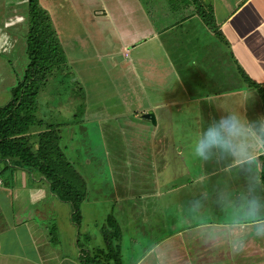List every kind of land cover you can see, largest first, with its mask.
<instances>
[{
    "label": "crops",
    "instance_id": "1",
    "mask_svg": "<svg viewBox=\"0 0 264 264\" xmlns=\"http://www.w3.org/2000/svg\"><path fill=\"white\" fill-rule=\"evenodd\" d=\"M131 1L134 2L118 0L120 17L114 19L118 28L114 25L113 31L120 35L118 52L121 57L119 61L112 60L114 65L122 63L123 76L132 81L131 87L123 91L124 96L135 97L131 99L136 106L134 120L141 119L147 124L143 123L142 127L150 129L148 125H151L153 128V135L147 138L151 147L153 175L159 172L160 176L169 179L160 183L158 178H154L155 188L144 189L147 176L143 174L148 173L140 169V161L137 170L129 169L124 170L128 173H121L120 165L116 164L113 168L114 161L106 153L103 162H98L94 170L88 171L91 178L94 173L103 174L104 162L112 167L108 170L104 168L105 184L108 176H113L114 190L121 205L116 206L120 209L118 214L116 207H105L103 223L109 215H113L122 231L124 226L118 218L128 216L133 223L130 209L136 210L134 218L140 212L142 223H147L150 208L159 207L162 212L165 209L166 213L155 217L153 224L156 230L153 229L151 235L146 230L125 239V232L122 231L119 240L121 264H138L142 258L143 264H153V255L145 254L154 245H159L161 251H167L168 264H264V238H254L245 232L247 246L238 255H233L226 245L205 243L203 240L207 231L205 226L226 220L225 209L217 203L214 191L223 184L213 185L212 179L221 175L229 177V188L239 193V186L243 190L246 187L243 176L229 175L220 171L215 162L202 163L195 157L191 166L195 167L197 177L201 171L207 174L206 184H195L196 177H193L176 186L177 175L168 160L164 159L168 156H172L173 162L182 159V145L193 144L203 125L223 115L218 103L225 100L251 92V98L241 111L250 121L264 117L259 93L255 86H251L254 83L264 90V0H169L168 4L165 0ZM12 2L16 6V0ZM1 5L4 9L0 8V14L6 9L4 0ZM85 5L79 2L74 5V10L93 15L94 19L103 18L109 23L117 13L116 4L107 6L103 2L96 10L94 2L91 9L84 11ZM203 8H206V13L213 9V27L202 17ZM19 21L20 18L17 20L16 17L9 19L12 25ZM15 42V37H12L10 44ZM5 75L8 77L9 73ZM7 85L10 86V83ZM3 99L7 97L0 88V107ZM131 109L128 112L134 111ZM159 111L172 113L173 116L179 114L182 118L175 121L169 114L159 116ZM149 112L154 113L155 124L143 118ZM95 113L91 124H98L101 119ZM162 128L169 134L166 135ZM160 158L162 166L159 165ZM93 160L97 162L96 157L92 158L89 166ZM172 166L174 170L181 169L175 163ZM262 166L257 162L260 175ZM191 173L186 171L189 176H192ZM105 184L102 187L98 183L89 184L90 192L103 193ZM177 191H180V199L188 194L186 201L190 202L200 198L203 191H207L208 196L202 200L198 211H192L191 207L185 209L184 223L168 233L165 225L172 224V221L167 213L169 208L174 207ZM98 199L99 196L93 198V202L98 204L95 208L104 204ZM84 221L82 214L81 224L76 225L71 205L59 200L42 177L21 168L6 167L0 161V264L107 262L106 242L104 247L98 246V238L89 230H83ZM52 226L56 230L54 239L50 235ZM141 231L144 230L141 228ZM100 232L102 235L101 229ZM93 240L97 246H92Z\"/></svg>",
    "mask_w": 264,
    "mask_h": 264
},
{
    "label": "rangeland",
    "instance_id": "2",
    "mask_svg": "<svg viewBox=\"0 0 264 264\" xmlns=\"http://www.w3.org/2000/svg\"><path fill=\"white\" fill-rule=\"evenodd\" d=\"M39 2L41 7L48 12L50 22L65 52L67 63L63 69L54 71L49 76L45 86L42 87L37 99L36 115L43 119L46 125L59 126L60 146L67 159L74 164L75 169L87 182L88 198L81 205L85 219L82 228L94 234L100 241L98 246L104 247L105 241L100 229L105 224L103 223V219L105 220V207L110 205L113 208L118 204L120 206L121 203L117 200L118 195L114 190L113 176H108L109 180L105 184V169L112 168H110L109 163L104 162L105 169L103 168L102 175L94 173L93 177L89 178L88 171L94 170L98 162H103L106 153L114 161L113 168H116V164L120 165L121 173H128L124 170L129 169L137 170L140 161V169L144 173L147 171L149 174H143L144 177L147 176L144 189L147 187L150 189L155 188L156 181H154V178H158L162 183L169 177H162L159 172L154 173L156 177L153 175V167L150 164L151 147L147 141V138L153 135V128L151 125H148L150 129L142 127L143 123L144 125L147 124L141 119L134 120L136 106L133 105L131 99L135 97L124 96L123 91L124 88L131 87L132 81L123 76L121 72L122 63L113 64L112 59L119 61L121 57L118 52L120 35L113 31L115 29L114 25L118 28L114 19L120 17L118 0H39ZM79 2L86 4L83 8L84 11L91 9L93 6L97 10L99 8L97 6L103 2L107 6L110 3L116 4L117 13L113 17L112 23L104 21L103 18L96 17L94 19L93 15L84 12L79 13L74 10V5ZM94 2L96 5L92 6ZM131 2L134 1L129 0V3ZM168 2L169 0H165L166 4ZM1 3L2 0H0V5ZM4 5L6 9L4 13L0 14V88L1 92H5L7 99L1 101L2 106L10 101L12 87L17 84V80L21 79L24 72V66L27 62L25 39L28 33V0H16V6L12 0H4ZM0 8L3 10L4 6L1 5ZM169 13L172 14V12ZM14 17L17 20L20 18V21L12 25L9 19ZM12 37L16 39L13 45L10 44ZM6 72L9 73L8 77L5 75ZM9 83L10 86L7 85ZM128 109L134 111L130 113ZM94 112H96V115L101 116L98 124H91V121H94L91 120ZM166 114L172 115V113L158 112L159 116H166ZM180 117L182 118V115H172L175 121H178ZM43 129V127L33 128L32 143L36 141V134ZM164 131L166 135L169 134L166 129ZM182 147H184L182 159L173 162L172 156L164 158L166 162L168 160L167 163L171 165L172 170L177 175L176 186L184 184L186 179L197 178L194 171L195 167L192 168L191 166L195 158L191 151L192 144H184ZM95 157L97 162L93 160V164L89 166V160L95 159ZM162 161L160 158V166H162ZM172 163H175L181 169L176 168L174 170ZM180 170H184V172ZM188 170L192 172V176L186 174ZM212 180L213 185H228L229 177L221 175L214 177ZM95 183L100 184L101 187L105 184L104 192L106 193L98 192L95 194L94 190L90 192L89 184L94 185ZM241 190H243V187L239 186L238 191ZM178 193L180 191H177V200L174 207L169 208L167 213L172 221V224L165 225L168 233L184 223L182 217L184 213L187 214L185 209L192 208V201H186V195L188 194L184 195V199H180ZM98 196V200L103 201L104 204L100 208H95L98 204L93 202V198ZM100 196H104L106 199ZM130 204L134 203L131 202ZM116 208L118 214L120 209ZM135 211L133 208L129 210L133 223L132 221L130 223L128 216L118 218L124 226L122 231L125 232V239H128L131 234H141L146 230H149L147 233L151 235L150 232L155 229L153 224L155 217H158L160 213H166L164 212L165 209L162 212L159 207L150 208L149 217L146 216L147 223H142L139 211L137 212V218H134ZM173 219L175 220L174 225ZM99 224L102 225L98 227ZM52 227L54 229V226ZM141 228L144 231H141ZM91 244L97 246L95 240ZM102 261L104 260L102 259Z\"/></svg>",
    "mask_w": 264,
    "mask_h": 264
},
{
    "label": "trees",
    "instance_id": "3",
    "mask_svg": "<svg viewBox=\"0 0 264 264\" xmlns=\"http://www.w3.org/2000/svg\"><path fill=\"white\" fill-rule=\"evenodd\" d=\"M205 9H202L201 15L205 22L211 25L213 9H209L208 13ZM27 18V62L24 72L12 87L10 101L0 107V161L6 167L9 165L21 168L42 177L59 200L71 205L73 221L80 225L81 205L87 199V182L62 150L59 126L46 125L44 120L36 115L37 99L42 87L54 71L63 69L67 58L48 12L41 7L39 0H28ZM251 86L256 87L264 112V90L254 83H251ZM36 127L44 129L36 134V141L32 143V130ZM261 178L264 182V164ZM101 231L109 259L105 263L98 260L92 262L121 264V229L113 215L108 216ZM55 233L54 227L50 231L52 239Z\"/></svg>",
    "mask_w": 264,
    "mask_h": 264
},
{
    "label": "clouds",
    "instance_id": "4",
    "mask_svg": "<svg viewBox=\"0 0 264 264\" xmlns=\"http://www.w3.org/2000/svg\"><path fill=\"white\" fill-rule=\"evenodd\" d=\"M251 96L248 92L218 103L223 115L199 129L191 148L200 162H215L220 171L243 176L246 187L239 193L227 184L214 190L217 203L225 209L226 220L205 226L207 231L203 234L205 243L226 245L233 255L246 249L245 232L264 238V182L257 168V162L264 164V117L250 121L241 111ZM206 182L207 174L203 171L194 179L198 185ZM207 196L208 192L203 191L200 198H194L192 211H198ZM145 255H153V264H168L167 251L159 250V245ZM138 264H143V258Z\"/></svg>",
    "mask_w": 264,
    "mask_h": 264
},
{
    "label": "water",
    "instance_id": "5",
    "mask_svg": "<svg viewBox=\"0 0 264 264\" xmlns=\"http://www.w3.org/2000/svg\"><path fill=\"white\" fill-rule=\"evenodd\" d=\"M143 118L151 120L153 124L156 123L155 115L153 112L146 113L145 115H143Z\"/></svg>",
    "mask_w": 264,
    "mask_h": 264
}]
</instances>
